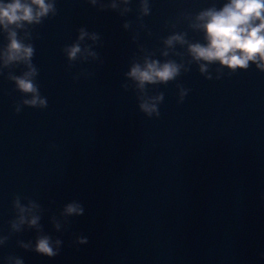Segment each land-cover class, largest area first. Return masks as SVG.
<instances>
[{
	"label": "water",
	"instance_id": "95a60500",
	"mask_svg": "<svg viewBox=\"0 0 264 264\" xmlns=\"http://www.w3.org/2000/svg\"><path fill=\"white\" fill-rule=\"evenodd\" d=\"M150 3L139 43L156 51L177 22L176 31L203 42L182 14L225 0ZM56 6L58 15L36 26L32 40L48 107L20 104L17 114L24 97L7 70L0 76V234L10 231L19 195L47 210L44 231L63 246L54 259L26 252L17 241H34L36 232L25 230L0 248V264L8 255L25 264H264V73L255 65L220 73L214 65L207 80L194 64L176 82L149 88L165 96L160 118L149 119L136 93L121 87L131 83L124 74L133 56L142 55L132 39L138 0L126 17L86 0ZM125 21H133L132 30H124ZM80 27L101 35L95 50L102 66L77 61L69 68L63 48ZM6 44L0 34V47ZM14 71L20 75L23 66ZM177 83L190 90L183 104ZM74 200L85 214L56 233L50 216ZM80 235L88 244L74 243Z\"/></svg>",
	"mask_w": 264,
	"mask_h": 264
},
{
	"label": "clouds",
	"instance_id": "9594fccd",
	"mask_svg": "<svg viewBox=\"0 0 264 264\" xmlns=\"http://www.w3.org/2000/svg\"><path fill=\"white\" fill-rule=\"evenodd\" d=\"M86 2L99 12L112 11L120 17L133 12V0ZM56 5L57 0H0V34L7 41L6 45L0 47V76L7 70L6 78L14 83L15 91L24 97L15 105L17 114L22 111L20 104L34 109L48 107V100L41 95L37 83L39 69L33 63L36 49L32 40L36 26L58 15ZM138 5V29L132 39L142 55L133 56L129 71L124 74L126 81L131 83L125 82L121 87L125 92L132 90L136 93L139 110L149 119L160 118L159 105L165 99L163 92L151 95L149 88L176 82L182 74L189 73L194 64L207 80L213 79L211 71L214 65H218L215 70L220 73L225 69L229 74L247 71L251 65L264 73V0H225L222 7L212 4L195 14L184 13L182 16L188 21V29L201 34L203 42L190 39L188 31H176L177 22L170 25L171 34L161 40L163 47L156 51H150L139 43L140 31L148 30L144 20L151 15L150 0H138ZM123 28L125 31L132 30L133 21H125ZM148 34L151 35V32ZM101 39L98 32H89L86 27H80L75 42L63 48L69 68L74 67L77 61H93L102 66L104 61L95 50L102 46ZM157 52L160 58H157ZM21 66L23 71L16 75L14 70ZM82 74L93 75L87 72ZM176 87L179 90V103L183 104L190 90L179 83ZM23 199L27 200L26 204L22 203L19 195L14 198L15 218L9 222V233L0 234V248L6 246L13 235L35 230V240H18V247L54 259L62 250L63 240L45 233L41 221L47 210L36 200L28 197ZM84 214V206L74 200L64 205L59 215H51L50 222L55 232L61 233L68 230L72 217ZM88 242V238L83 235L77 236L74 241L77 245H86ZM4 259L6 264H25L24 259L17 255H8Z\"/></svg>",
	"mask_w": 264,
	"mask_h": 264
}]
</instances>
